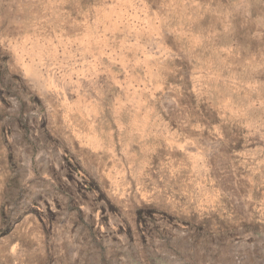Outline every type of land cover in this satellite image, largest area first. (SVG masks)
I'll list each match as a JSON object with an SVG mask.
<instances>
[{"label": "rangeland", "instance_id": "374dc122", "mask_svg": "<svg viewBox=\"0 0 264 264\" xmlns=\"http://www.w3.org/2000/svg\"><path fill=\"white\" fill-rule=\"evenodd\" d=\"M0 264H264V0H0Z\"/></svg>", "mask_w": 264, "mask_h": 264}]
</instances>
